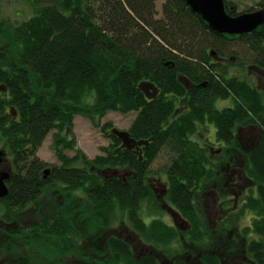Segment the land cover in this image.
Returning <instances> with one entry per match:
<instances>
[{
  "label": "trees",
  "instance_id": "trees-1",
  "mask_svg": "<svg viewBox=\"0 0 264 264\" xmlns=\"http://www.w3.org/2000/svg\"><path fill=\"white\" fill-rule=\"evenodd\" d=\"M54 1L36 7L33 16L20 23L0 14V138L12 148L16 166L3 200L4 220L31 230L21 241L30 255L44 256L41 243L63 255L69 249L80 252L85 228L87 244L94 237L97 245L93 254L98 260L92 264H155L150 256L135 257L127 235L103 237L100 230L120 220L124 230L137 235L135 244L165 245L170 240L165 236L171 229L164 223L146 227L141 219L144 198L151 195L142 178L152 158L170 150V187L178 195L173 202L187 215L191 208L181 203L191 200L189 190L216 177L207 171L211 163L206 151L191 139L207 119L216 124L219 140L229 148L224 156L229 160L241 155L246 176L261 192L255 203L264 212V135L254 146L246 140L254 138L236 136L239 125L256 129L264 114V95L247 78L238 79L230 66L220 69L212 56L215 52L237 62L247 56L253 66L248 70L264 77V24L251 33L220 34L186 0H165L160 13L158 0ZM224 3L233 16L245 13L232 10L236 3L231 0ZM259 5L263 8L264 0ZM252 11L256 10L248 12ZM181 79L208 85L172 120L175 102L169 97L187 96ZM145 80L161 89L160 99L145 101L139 87ZM230 97L234 106L218 111L217 99ZM133 110L139 114L129 134L134 140L150 141L146 153L133 154L117 137L93 159L77 146L76 116L100 127L108 111ZM109 128L110 123L101 126L107 137ZM53 129V148L62 163L51 166L45 176L48 165L37 151ZM67 149H76V156H67ZM117 169L134 173L121 179L101 172ZM56 183L63 187L55 195L61 192L66 198L44 216L50 201L45 195ZM29 206H34L33 220L19 218L18 212ZM17 230L4 231L19 238ZM14 247L17 244L9 246ZM253 251L264 264V244ZM84 257L92 260L87 250ZM0 258V264H14L17 257L4 258L0 252ZM29 259L22 258V264H30Z\"/></svg>",
  "mask_w": 264,
  "mask_h": 264
},
{
  "label": "flooded vegetation",
  "instance_id": "flooded-vegetation-1",
  "mask_svg": "<svg viewBox=\"0 0 264 264\" xmlns=\"http://www.w3.org/2000/svg\"><path fill=\"white\" fill-rule=\"evenodd\" d=\"M214 59L215 63L221 64L220 69H223L225 67L224 63L228 61V59L218 56ZM181 81L186 87L187 96L173 95L169 97L171 101L175 102V112L171 116L172 120H176L179 115L183 114L188 108L189 99L193 97L196 100L197 95H200L201 88H205L208 85L207 81L202 85L183 79ZM260 82H264V79L261 78ZM143 83L147 84L144 86L145 90L141 89L146 102H155L161 98V89L154 83L149 80L142 81L141 84ZM149 84L155 85L158 88V93L152 89L150 90ZM260 86L259 88L261 89ZM227 99H217L216 107L217 103L222 104V101H227ZM223 109L225 108L222 106L221 108L217 107L218 111ZM131 113H136L137 115L134 117L129 115L132 119L131 125L127 130L121 131L130 133L132 124L138 117L139 112L133 110ZM198 127L197 133H200L202 139H193L196 133L191 136V139L200 143L201 147L206 151L207 158L211 163L207 171L210 174L214 173L216 177L209 178L207 183L197 185L194 189L189 190L191 200L187 202V205L181 203L183 206L191 208L187 215H184L173 202V197L178 195L173 194L170 187L168 175L172 165L170 158L167 163L155 169L154 172L151 167L159 156L152 158L147 169L148 172L142 178L144 187L149 190L151 195L144 198L140 212L141 219L146 227L157 221L164 223L167 228L172 230L166 232L165 236V238L170 240L165 245H152L147 241L143 244H135L138 237L129 228L127 230L122 228L121 230L123 231L117 236L127 235L132 250L135 252V257L141 259L145 256H150L154 259L155 264H260L257 252L253 251V248L259 250L264 244V225L262 226L264 212L263 209L260 211L259 205L255 203L260 198L261 192L249 182V178L243 169L244 162L241 160V155H239V158L236 156L237 162H233L234 157L228 160L224 156V152H227L229 148L224 142L219 140L216 124L207 119L203 125L202 123L198 124ZM115 129L117 128H112L111 125L108 130L109 136L107 139L110 140L109 145L114 143L112 137H117L113 133ZM258 129L259 125L252 130L244 129L239 125L236 129V136L254 138ZM211 134H213L214 141L210 138ZM117 138L133 154L138 151L146 153V150L150 147V141L134 140L133 137H130V134L129 139H132V141L129 143H124L119 137ZM246 140H249L253 146L256 144L254 139ZM217 148L218 150H216ZM0 151L2 152L0 173L8 175L4 182L9 194L11 177L15 174L16 169L15 158L11 154L13 150L9 145L0 148ZM69 152H72V150H65L67 156H76V152L72 156L69 155ZM219 157L220 160H218ZM50 169L47 175L50 174ZM110 172L108 177L121 179H125L134 173L130 169L126 171L119 169L110 170ZM216 180L219 182H216ZM4 198L0 197V203L4 202ZM178 200L181 202L182 199ZM17 227L14 223L0 218V240L1 233L4 230L10 232L17 230ZM147 235L152 237L149 232H147ZM7 236L6 244L9 246L13 245L15 237L10 233ZM9 240L12 242L9 243Z\"/></svg>",
  "mask_w": 264,
  "mask_h": 264
},
{
  "label": "rangeland",
  "instance_id": "rangeland-1",
  "mask_svg": "<svg viewBox=\"0 0 264 264\" xmlns=\"http://www.w3.org/2000/svg\"><path fill=\"white\" fill-rule=\"evenodd\" d=\"M231 1L233 5L236 3V6L235 5L232 6V10H236L238 13H241V12H248L250 10L260 9L261 5L259 4L263 0H231ZM164 2L165 0L157 1V12L158 13L161 12V7ZM50 3H55V1L54 0H0V14L2 17L10 18L12 21L20 23L32 17L36 7L47 5ZM233 50L236 51L235 49ZM241 56H242L241 58L242 62L245 63V65L241 64L242 63L241 59L239 62H237L235 59L233 61L232 60L226 61V63H224L225 67L230 66L231 72L236 74L238 79L247 78L250 84L253 87L257 88L260 91V93L264 95V82L262 83L260 82L261 77L259 80V76H257L255 69H252L254 71L248 70L249 68L253 67L247 63L249 57L243 56V55ZM230 58L232 57L229 56L228 59ZM262 79H264V77H262ZM259 86L261 87V89L259 88ZM221 106L223 108L234 106V98L230 97L229 99H227V101L223 100L222 104L217 103V107L221 108ZM129 115L131 117H134L137 114L136 113L122 114V113L108 111L107 114L101 119L100 127L97 126L95 123L91 122L89 119H86L82 116H76L75 121H74L73 130L75 133L76 143L78 147L86 154L87 157L91 159L95 158L98 155H101L103 153L102 147H109V144H110V140H108L107 136L102 132L101 126H103L104 124L110 123L112 125V128L115 127L120 130H127L132 122V119ZM258 125H259V129L257 130V133L255 134V137H254V140H255L254 142H256V144H258L257 140L261 139V136L264 135V114L260 116ZM107 132H108V129H107ZM56 133H57V129L51 130L46 136L42 144V147L39 149V151H37L38 152L37 156L41 160L46 162V164L48 165L46 166L45 171L46 170L49 171L51 166H57L62 163L57 158L55 154V150L53 148V139ZM194 136L195 137H193V139H202L200 133H196ZM210 138L212 141L215 140L213 137V134H211ZM6 146L8 145L5 143L4 139L0 138V148L6 147ZM71 150L72 152H69L70 156L74 155V152L77 151L76 149H71ZM216 150H218V148ZM141 154H143L142 151H140V155ZM170 154H171L170 150L161 152L160 155H158L159 158L157 159L155 164L151 167V170L154 172L155 169L162 167L163 164L167 163L168 159L170 158ZM233 162H237V158L233 159ZM23 164L24 163H21V165ZM101 172H103L106 175V177H108V175L111 173L110 170L106 172L104 171H101ZM45 175L48 176L47 174ZM251 183L254 185V187H256V189H259L256 186V184H254L253 182ZM62 187L63 186L61 183H56L54 184V186H49L51 191L49 190L48 193L45 195L46 199L50 198V201L46 202V205L49 211L45 210L44 216L48 215L49 213H52L54 210H57L60 207L59 204L62 202L63 199L66 198L65 197L66 195L65 194L63 195L61 192L55 195V190L62 191L61 190ZM4 197H1V198H4ZM33 210H34V206H29L25 210L19 211L18 212L19 218L23 217L29 221L33 220V215L31 213V211ZM18 215H16L17 218H18ZM0 218L6 219L5 207L3 203H0ZM122 226L123 225L121 224V221L119 220L116 224L109 226L108 229H101L100 234L103 237L109 236V233H114L117 235L121 233V231H123L121 230ZM17 228L18 230L17 232H15V234H18L20 239L15 237V239L13 240V244L14 245L17 244V247H14V250L13 248H9V245L6 244L8 240V236H7L8 233L3 231L1 233L2 242L0 240V252L3 254L4 258L6 256H9V254L11 256L13 254L14 258L17 257L16 259H14V264H18L17 262L18 259H19V264H22L23 263L22 258H27V259L30 258L29 259L30 264H92L94 262L93 260L97 258L96 255L93 254L94 251L97 250L96 249L97 245H95L94 237L89 238L88 244H87L86 242L87 232L85 228L83 227L81 231L84 232L83 234L85 235V240L83 243L82 241H80V245H79L80 252L78 250L73 251L69 249V251L66 252L65 255H63L57 252L54 248L46 244L44 245V243H41V246L42 245L44 246V256H38L36 258L30 255L29 249L25 248V246L22 245V242H21L24 234L31 233V230L30 229L27 230V227L25 228L17 227ZM11 242L12 241L9 240V243ZM86 250L89 253V256L92 258V260H90L89 258L85 259L84 255L86 253ZM0 261H1V258H0Z\"/></svg>",
  "mask_w": 264,
  "mask_h": 264
},
{
  "label": "water",
  "instance_id": "water-1",
  "mask_svg": "<svg viewBox=\"0 0 264 264\" xmlns=\"http://www.w3.org/2000/svg\"><path fill=\"white\" fill-rule=\"evenodd\" d=\"M187 4L192 10L198 13L205 22L209 25V28L220 34L227 35H242L245 33H251L258 27L264 24V7L252 12L241 13L237 16L229 14L226 10L224 0H186ZM212 56L216 57V53L212 52ZM147 84H141L139 87L142 90ZM150 90H154L158 93V88L149 84ZM113 133L119 137L124 143H129L132 139H129V133L127 131H121L115 129ZM2 152L0 151V161ZM49 171H46L48 174ZM8 178L5 173H0V197H4L8 194V189L4 180Z\"/></svg>",
  "mask_w": 264,
  "mask_h": 264
},
{
  "label": "bare ground",
  "instance_id": "bare-ground-1",
  "mask_svg": "<svg viewBox=\"0 0 264 264\" xmlns=\"http://www.w3.org/2000/svg\"><path fill=\"white\" fill-rule=\"evenodd\" d=\"M263 136H261V138H262ZM259 141V139L257 140V142Z\"/></svg>",
  "mask_w": 264,
  "mask_h": 264
}]
</instances>
